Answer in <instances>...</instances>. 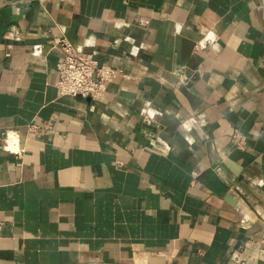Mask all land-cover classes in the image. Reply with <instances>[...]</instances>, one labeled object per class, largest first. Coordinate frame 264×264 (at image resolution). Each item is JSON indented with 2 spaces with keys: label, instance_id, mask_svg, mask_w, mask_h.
<instances>
[{
  "label": "crops",
  "instance_id": "crops-1",
  "mask_svg": "<svg viewBox=\"0 0 264 264\" xmlns=\"http://www.w3.org/2000/svg\"><path fill=\"white\" fill-rule=\"evenodd\" d=\"M5 131L0 264H264V0H0Z\"/></svg>",
  "mask_w": 264,
  "mask_h": 264
},
{
  "label": "built area",
  "instance_id": "built-area-1",
  "mask_svg": "<svg viewBox=\"0 0 264 264\" xmlns=\"http://www.w3.org/2000/svg\"><path fill=\"white\" fill-rule=\"evenodd\" d=\"M55 45L61 51V59L56 64L58 74L56 86L61 96H82L94 99L119 73L114 68L100 66L91 55L75 50L67 42L58 41ZM38 131L37 125L28 124L27 132L33 134ZM233 144L238 146L236 136L233 139ZM0 151L14 156L22 154L23 148L19 145L16 132H3ZM2 226L3 223L0 221V236Z\"/></svg>",
  "mask_w": 264,
  "mask_h": 264
}]
</instances>
